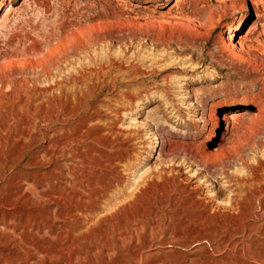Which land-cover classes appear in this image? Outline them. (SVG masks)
I'll list each match as a JSON object with an SVG mask.
<instances>
[{"label":"rangeland","instance_id":"rangeland-1","mask_svg":"<svg viewBox=\"0 0 264 264\" xmlns=\"http://www.w3.org/2000/svg\"><path fill=\"white\" fill-rule=\"evenodd\" d=\"M0 264H264V0H0Z\"/></svg>","mask_w":264,"mask_h":264},{"label":"bare ground","instance_id":"bare-ground-1","mask_svg":"<svg viewBox=\"0 0 264 264\" xmlns=\"http://www.w3.org/2000/svg\"><path fill=\"white\" fill-rule=\"evenodd\" d=\"M4 0H2V2H3ZM244 44V43H243ZM241 46V45H240ZM244 48H245V46H244ZM242 49H243V45H242ZM93 89V88H92ZM232 115V114H231ZM235 116V115H234ZM226 117L227 116H222L220 119H226ZM219 122H218V120L216 119L215 121H214V126H220L219 124H218ZM77 135V134H76ZM78 138V137H77ZM233 138V137H232ZM77 140L75 139V138H72V137H70V138H68L67 140H64V141H60V140H56V142L54 143V147H55V149L54 150H51V149H48L47 150V152H46V156L47 157H49V158H53L54 157V155H59V154H61V152L63 151L62 149H64L63 147H65V145H67L68 143H75ZM236 141V140H235ZM232 144H233V142H232ZM231 149V145H228L227 147H225L222 151H221V156L223 157L225 154H226V152L228 151V150H230ZM63 153V152H62ZM72 155V157H76V159H78V160H80L81 161V163L83 162H86V160H87V158H86V156L83 154V153H81V152H78V153H73V154H71ZM239 157H244V155H243V151L242 152H240L239 153V155H238ZM234 159V158H233ZM241 159V158H240ZM87 163V162H86ZM85 163V164H86ZM82 170H84V168H82ZM85 171H87V170H84V172H79V170H77V169H71L70 170V173L72 174V176H73V178H74V181L76 182V184H78V183H82V182H84L85 180H87V181H89L88 183H92L93 184V182L95 183L94 185L95 186H97L96 184H98L97 182H98V180L96 179V180H93L91 177H90V175H88V174H85ZM87 172H89V171H87ZM86 172V173H87ZM90 174V173H89ZM103 174V173H102ZM92 175V174H91ZM103 176V175H102ZM104 180V179H103ZM90 181H93V182H90ZM101 181V180H100ZM79 185V184H78ZM90 184H88V186H89ZM94 185H92V187L94 186ZM91 186V185H90ZM95 186L93 187V188H91V187H88V188H91V189H89L90 191H89V193H88V196H90L91 198H92V196H93V194L96 192L95 191ZM100 187V186H99ZM98 187V188H99ZM102 187V189H106V187H105V185H103V186H101ZM97 188V189H98ZM96 189V190H97ZM80 190H81V188H80ZM97 193V192H96ZM99 194V193H98ZM73 196L70 198V199H68V200H66L67 202V206H65V205H62V207L64 208V212L66 211L65 209L67 208V214L68 213H76V211L77 210H85V209H87L88 207H87V205H85V203L83 202V199L79 196V194L78 193H76V192H73V194H72ZM67 199V198H66ZM85 200V199H84ZM63 204V203H62ZM91 207V206H90ZM63 212V213H64ZM62 229L63 230H67V228H66V225H64V226H62ZM68 231V230H67Z\"/></svg>","mask_w":264,"mask_h":264}]
</instances>
